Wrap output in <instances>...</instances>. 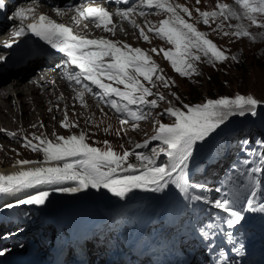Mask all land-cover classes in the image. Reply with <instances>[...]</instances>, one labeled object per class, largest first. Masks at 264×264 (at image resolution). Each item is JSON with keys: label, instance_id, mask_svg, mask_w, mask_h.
<instances>
[{"label": "rangeland", "instance_id": "rangeland-1", "mask_svg": "<svg viewBox=\"0 0 264 264\" xmlns=\"http://www.w3.org/2000/svg\"><path fill=\"white\" fill-rule=\"evenodd\" d=\"M182 1L189 9L202 5L208 8L209 3H214L212 0ZM194 22H186L193 30L188 32L186 40H174L172 48L181 52V55L173 54L168 57L165 53L162 54L167 45L157 41L142 44V49L150 53L157 62L155 75L137 78L148 87L146 94L158 102L150 109L146 119L124 126L104 110L90 111L89 119L85 117V113L82 117L77 112L72 113V124L75 127L78 124L84 126L83 146L94 144L108 152L112 159L121 161L123 166L136 168L130 169L133 170L132 173L139 169V175L144 178L147 176L148 179L152 173L164 171H154L157 164L152 160L160 161L170 146L181 145L183 148L187 142L208 141L235 119L242 123L245 120L242 118L248 115H251L248 119L254 116L264 117V13L242 10L240 15L228 19H223L222 13L215 14L209 17V22L197 33ZM185 32L183 29V33ZM31 65L25 64L18 69L23 73L28 72L35 66ZM191 87L196 88V100L185 101L182 97L188 91L192 93ZM140 92L143 91L140 89ZM4 106L1 108V117L8 116L9 108H3ZM18 114L17 111L14 112V115ZM11 116L13 115L10 114ZM248 119L243 125L244 129L250 126ZM10 122L7 119L5 123L13 128ZM49 123L50 130L60 131L67 130L69 124H60V119L54 123L53 116L49 117ZM231 130L235 133L243 131L238 128ZM154 132L161 134L151 138ZM146 142H151L150 146L147 147ZM141 144H144L145 153L151 156L147 167L139 164V158L131 153L134 145ZM22 152L33 153L28 150ZM1 155L3 166L10 165L12 158ZM206 157L213 160L208 154L198 159V165H209L201 164ZM217 161L222 163L223 157H217ZM210 170L215 171L216 166H211ZM176 179L180 181V172L161 177L158 185L151 187L152 196L162 197L159 188L169 189L177 184ZM81 181L82 178H79L78 183L81 184Z\"/></svg>", "mask_w": 264, "mask_h": 264}, {"label": "bare ground", "instance_id": "bare-ground-1", "mask_svg": "<svg viewBox=\"0 0 264 264\" xmlns=\"http://www.w3.org/2000/svg\"><path fill=\"white\" fill-rule=\"evenodd\" d=\"M177 1V0H176ZM16 49H17V46L15 45L14 46ZM36 62L35 61H28L26 64L27 65H30L32 66L31 64H35ZM27 68V67H26ZM32 70V69H30ZM21 71L19 69H17V74L20 73ZM23 73V72H21ZM14 78H17L16 76ZM13 78V79H14ZM21 88V87H20ZM173 91H174V88L172 87ZM176 92V91H175ZM6 98H3V100H0L1 101V105H0V115H1V111L3 112V110H1L2 106H4L3 108H9V112H8V116H0L2 119L3 122H6L7 123V119H9L10 117V114L14 116V112L16 113V111L19 113V114H22V116H27L28 115V107L25 105V102L22 101V102H17L15 104H12L11 107H10V99L9 98V95L5 94L4 95ZM35 100L36 102L38 103V107H41L40 103H41V98L38 94H35ZM5 103V104H4ZM191 105V104H189ZM42 109V108H41ZM16 110V111H15ZM35 116L33 115L31 117V120H28V124H31L33 123V120H34ZM48 125H50V123H47ZM8 125V124H7ZM12 127V126H11ZM92 146L96 147L94 144H92ZM97 148V147H96ZM61 150H63V148L61 146H57V147H51L50 145H43V148L40 149V150H28V151H31L33 152L32 154H24L23 152L21 153V155H19L17 158L15 159H12L10 161V165H5L3 166V163L2 161H0V174L1 175H15V174H20L21 176L18 177V178H23V177H26L28 176L29 174L33 173L34 171L40 169L42 166H44L46 164V161H48V158H49V155L51 154H56L58 152H60ZM133 153V156H136L139 158V161L138 163L141 164L143 167H147L149 165V162H150V159H151V156L146 154L145 153V150L141 148L140 145H134L133 146V150L132 152ZM130 153V154H131ZM2 156V155H1ZM5 158V157H4ZM8 163V162H7ZM37 167H39L37 169ZM129 168V167H128ZM129 169H136V168H129ZM139 172V169H137ZM55 175H52L50 177H53ZM139 177L141 178H144L143 176H140ZM79 178H82L81 176ZM12 181L16 180V179H11ZM0 181H7V179H3V180H0ZM175 182L177 184L180 183L179 180H175ZM79 184V183H78ZM106 187V186H105ZM151 187H155V186H151ZM170 187V186H169ZM80 187H75V188H71V190L69 191H64L62 192L61 194H59V199L60 200H64V199H68V198H72L74 196V199H76L77 197L80 196V191L79 190ZM104 189V187H100L98 188V191H97V195L98 197L97 198H100V195H102L101 199L103 201H106V199L109 197V193H113L114 191H107V192H102L101 190ZM151 190H153L151 188ZM2 192V188L0 187V193ZM170 193L172 194L173 191H170ZM100 194V195H99ZM151 196H152V193H151ZM159 196V195H158ZM191 198V197H190ZM151 201H154L156 203H159L161 197L159 198H154V196H152V198L150 197ZM176 202V201H175ZM175 202H171L166 210V213L167 215H172L176 210H171L169 208H173L175 209L176 208V204ZM85 205V204H84ZM213 212L217 215V216H222L224 215L225 213L223 212V210L221 209L220 206H216L213 208ZM105 216H107V213H105ZM172 221V220H171ZM12 226V224H9L6 226V228H10ZM150 229L153 230V227L150 226ZM166 231V234L167 236L170 235V231L168 229H164ZM145 236H143L142 238V241L139 245V250L144 252L145 254L147 253L148 249H150V247H152V241L150 240V234H148L147 232H144ZM161 236V233L158 232L156 234V237L159 239ZM135 242H138V240H136ZM168 248H171V247H168ZM136 250V249H134ZM108 258V257H107ZM14 259V258H13ZM110 259V258H109ZM85 262L89 261V260H92L91 257H88V258H84L83 259ZM27 263V262H26Z\"/></svg>", "mask_w": 264, "mask_h": 264}, {"label": "trees", "instance_id": "trees-1", "mask_svg": "<svg viewBox=\"0 0 264 264\" xmlns=\"http://www.w3.org/2000/svg\"><path fill=\"white\" fill-rule=\"evenodd\" d=\"M193 89L192 93L191 92H187V94H185L184 97H182L185 101H194L196 100V95H197V91H196V88L195 87H191ZM194 98V99H192Z\"/></svg>", "mask_w": 264, "mask_h": 264}]
</instances>
